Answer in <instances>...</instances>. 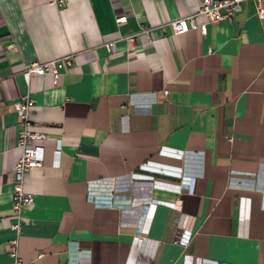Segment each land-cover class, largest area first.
<instances>
[{"label": "crops", "instance_id": "1", "mask_svg": "<svg viewBox=\"0 0 264 264\" xmlns=\"http://www.w3.org/2000/svg\"><path fill=\"white\" fill-rule=\"evenodd\" d=\"M199 1L0 0V264L21 95L45 135L23 180L24 264H264V18L245 0L230 23L171 34ZM65 53L57 81L24 76Z\"/></svg>", "mask_w": 264, "mask_h": 264}, {"label": "built area", "instance_id": "2", "mask_svg": "<svg viewBox=\"0 0 264 264\" xmlns=\"http://www.w3.org/2000/svg\"><path fill=\"white\" fill-rule=\"evenodd\" d=\"M245 0H200L195 9L189 13L169 19L165 25L168 26L170 33L173 35L185 32L192 28L199 29L200 33H205V23H197L195 17L204 15L209 22H219L226 20L232 22L234 14L240 9V4ZM255 4V12L259 18H264V0H253ZM125 16H120L117 21H122ZM138 33H130L125 35V39L133 44L135 36ZM139 34L144 35L148 41H152V28L143 29ZM107 49H114V41L105 43ZM73 54L65 53L60 56L51 57L44 60L28 61L24 65V76L28 79L30 75L50 74L54 81H57L59 73L62 69L69 66L72 61ZM163 94H167V89L162 90ZM34 105L33 99L28 95H21L13 103V109L17 115V139L16 145L19 154L14 162L12 169V210L14 219L10 224L15 235L7 241V255L9 261L3 264H24L18 251V234L20 228V210L23 205L30 204L34 200L31 193L23 189L24 176L34 167L42 165L43 147L36 141L44 138V133L32 128L29 118L30 108ZM55 153H58L59 143L56 145ZM43 253H38L37 257H41ZM202 264H226L217 261H204Z\"/></svg>", "mask_w": 264, "mask_h": 264}]
</instances>
